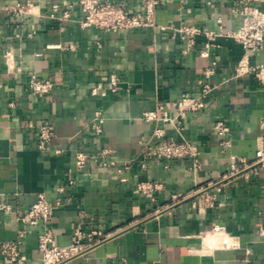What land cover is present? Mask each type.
I'll return each mask as SVG.
<instances>
[{"label":"crops","instance_id":"1","mask_svg":"<svg viewBox=\"0 0 264 264\" xmlns=\"http://www.w3.org/2000/svg\"><path fill=\"white\" fill-rule=\"evenodd\" d=\"M25 1L0 0V7ZM30 1L34 15L12 19L0 12V193L12 207L11 213L0 211V241L17 239L25 228L17 218L42 193L53 207L47 227L56 245L70 243L81 215L85 230L109 235L66 264H264V166L228 177L240 161L253 162L257 139L264 137V85L253 75L234 78L241 46L218 37L208 57H201L204 38L198 37L182 54L184 43L169 30L81 29L78 0ZM107 1L129 14L141 9L140 0ZM235 6V0H163L155 23L218 31L220 19L227 33L239 24L230 15ZM65 10L69 19L62 18ZM7 52L19 72L8 71ZM250 60L264 63V46ZM206 69L213 74L205 107L185 111L180 130L170 122L142 120L157 103L175 119L186 106L181 97L198 96L197 81ZM31 73L50 80L53 91L34 97L27 90ZM111 74L119 79L115 93ZM96 111L103 117L99 135L91 129ZM47 121L53 137L41 152L37 137ZM216 122L227 128L224 136L214 131ZM156 129L167 139L194 144L201 170L192 173L189 159L145 158ZM101 149L111 152L115 166L88 159L76 169L75 152L97 156ZM143 182L162 186L153 205L134 193ZM173 195L179 200L172 202ZM210 198L213 205L207 206ZM26 229L22 264H41L37 240L43 224ZM0 264L9 263L0 258Z\"/></svg>","mask_w":264,"mask_h":264},{"label":"built area","instance_id":"2","mask_svg":"<svg viewBox=\"0 0 264 264\" xmlns=\"http://www.w3.org/2000/svg\"><path fill=\"white\" fill-rule=\"evenodd\" d=\"M206 1V0H205ZM141 9L138 13L129 14L123 8L118 7L107 0H78V5L82 13V18L77 22L81 29L94 28L103 32L129 31L137 28L150 27L159 30H169L173 37H177L184 43L185 48L181 51L186 54L191 51L198 37H203V49L200 52L201 57H208L209 50L215 47V40L218 37H227L241 46L242 55L235 68L234 78L245 75H253L256 80L264 85V63L256 65L251 64L253 53L260 51L264 46V0H235L236 6L230 10L232 18H238L239 24L231 31L224 33L222 31L221 20L217 19L218 31H206L200 27L181 23L178 27L160 26L155 23L156 8L163 3V0H140ZM54 8H56L54 6ZM33 5L30 0L24 3H18L12 7H0V12L5 13L12 19L25 15H34ZM63 19H69V12L65 10L62 13ZM18 37V35L16 36ZM5 62L9 72H19L20 70L12 64L11 52L5 53ZM214 66V63H212ZM213 74V69H206L202 77L197 81L199 86L198 96L190 101L187 95L181 97V103H186L184 110L180 111L175 119H170L162 111V104L157 103L154 110L142 113V120L149 122H170L180 130V120L185 111H199L205 107L207 96L211 91V86L207 79ZM110 90L116 92L119 79L115 74H111L108 79ZM54 84L50 80H39L33 73L28 77L27 90L37 98L44 97L53 91ZM100 87H98L99 89ZM161 113V115H160ZM103 117L101 111L94 113L91 129L96 134L101 133ZM214 131L224 136L227 128L222 122H216ZM53 124L47 121L39 127L36 147L39 151L45 152L53 137ZM226 143H224L225 145ZM58 152V151H57ZM145 158H155L159 161L174 159H189L191 162L190 171L197 173L201 170V160L199 152L194 144L181 140L175 141L167 139L162 129H156L153 133V141L148 147ZM75 167L82 170L88 159H98L100 167L115 166L116 162L108 149H101L97 156H87L82 152H75ZM241 167L232 166L228 177H233L241 173L248 167L264 166V137L257 139V150L255 159L249 165L240 161ZM72 181L68 182L71 185ZM161 184L156 182L138 183L134 188V193L145 196L150 205L155 203V194L161 190ZM63 187H58L57 192H63ZM179 195L171 197L172 202L179 200ZM206 205L212 206L213 199H206ZM0 211L11 213L12 207L0 193ZM160 209L156 208L155 213ZM53 215L51 207L44 194L36 196L35 202L27 209L23 216L17 220L23 224V229L18 231V237L13 242L0 241V258L9 264H22L23 257L21 247L25 235L28 233L26 226L33 227L38 223L43 224V231L38 236L37 249L41 253V264H66L71 260L83 255L94 247L104 243L109 235L96 230L87 231L84 229L83 215L75 224L71 231L70 243L61 247L55 244L52 232L47 227Z\"/></svg>","mask_w":264,"mask_h":264}]
</instances>
